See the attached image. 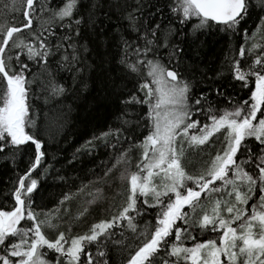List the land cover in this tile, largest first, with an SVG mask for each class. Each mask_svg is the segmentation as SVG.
Returning <instances> with one entry per match:
<instances>
[{
  "label": "snow or ice",
  "instance_id": "6c2138e0",
  "mask_svg": "<svg viewBox=\"0 0 264 264\" xmlns=\"http://www.w3.org/2000/svg\"><path fill=\"white\" fill-rule=\"evenodd\" d=\"M213 32L228 47L206 71L194 47ZM93 52L97 68L110 54L119 64L118 123L72 158L97 141L113 151L46 211L38 198L56 171L48 157L66 119L62 74L85 85ZM41 99L56 115L38 123ZM0 159L12 171L0 188V264H264V0L5 3ZM81 194L90 198L73 216L65 205ZM106 202L108 216L73 234L72 221Z\"/></svg>",
  "mask_w": 264,
  "mask_h": 264
},
{
  "label": "trees",
  "instance_id": "16d2710c",
  "mask_svg": "<svg viewBox=\"0 0 264 264\" xmlns=\"http://www.w3.org/2000/svg\"><path fill=\"white\" fill-rule=\"evenodd\" d=\"M115 2L116 0H100V3L104 5ZM5 3L10 4L11 0H0V16L4 15ZM106 10V7L101 10V16H103ZM115 18V15H113L112 19L115 20ZM19 19L22 20V17H19ZM255 20L256 17L254 16L253 21ZM11 23H18V20L13 19ZM112 26L111 24L105 25L106 28H111ZM248 27L250 29L254 27L252 21L249 22ZM235 43L236 38H233V45ZM227 47L228 44L223 33L216 34L213 32L201 36L194 47L195 58L200 61L201 66L206 71L219 68ZM100 51L105 52L107 49L106 47H102ZM192 56L193 51H190L189 58H192ZM104 60L105 62L102 67L97 68L96 64L100 63L99 58L95 52L91 53V59L88 60L90 67L86 68L82 73L85 85H80L79 79L73 82L67 74H62L63 79L61 83H64L68 87V92L66 94L67 98H61L63 104L59 111L66 113V119L60 135L52 143L48 157V160L54 165L56 171L43 183L41 197L38 198L46 211L56 208L58 200L62 198V194L68 191L69 188L74 192L76 186L80 185L82 181L87 183L90 171L94 169L99 172L102 167L101 162L106 161L109 154L113 151L110 146L105 147L103 143L97 141V147L93 154L85 155L81 152L77 154V159L73 160L72 158L73 152L77 147L84 144L85 141L91 139L94 135L107 131L109 127H115L118 123L116 115L118 114L119 103L113 92L112 81L117 80L121 73L118 62L113 60L111 54L105 56ZM93 61H96V64H93ZM128 87L130 89L131 85L129 84ZM33 103L40 111L38 123H43V113L45 111L48 112L50 118L55 117L56 114L49 111L52 105H45L42 99L34 100ZM124 143L126 146L127 142L125 141ZM52 154L55 155L54 159L52 158ZM189 160L190 166L194 165L197 161V156L192 154ZM58 176L65 177L67 183L65 184L59 180ZM11 179V167L3 159H0V188L10 187L9 181ZM89 198L81 194V196L69 201L65 206L70 205V214L74 216L84 207L83 200ZM119 203L120 197H117L113 210H115V206ZM107 207V202L103 208L93 206L83 218L78 221H72L73 234L85 232L93 222L108 216L109 213L104 210ZM206 238L203 235L197 236V239L201 241ZM192 243L193 241L191 240L185 241L186 246H191Z\"/></svg>",
  "mask_w": 264,
  "mask_h": 264
},
{
  "label": "rangeland",
  "instance_id": "374dc122",
  "mask_svg": "<svg viewBox=\"0 0 264 264\" xmlns=\"http://www.w3.org/2000/svg\"><path fill=\"white\" fill-rule=\"evenodd\" d=\"M217 135H219V134H217ZM213 139H216V137H213ZM47 234L49 235V238H52L55 235V233L51 232V231H49Z\"/></svg>",
  "mask_w": 264,
  "mask_h": 264
}]
</instances>
